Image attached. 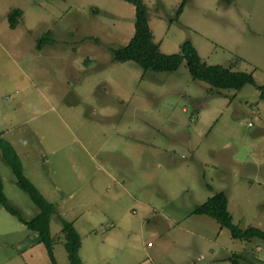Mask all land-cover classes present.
Returning <instances> with one entry per match:
<instances>
[{
	"label": "rangeland",
	"instance_id": "1",
	"mask_svg": "<svg viewBox=\"0 0 264 264\" xmlns=\"http://www.w3.org/2000/svg\"><path fill=\"white\" fill-rule=\"evenodd\" d=\"M143 0L166 53L190 40L209 64L264 84V0ZM18 8L15 27L8 12ZM126 0H0V132L23 171L80 234L82 264H264V240L233 238L195 204L224 190L233 222L264 229V99L114 59L134 33ZM48 35L41 47L37 43ZM3 192L37 205L0 152ZM57 264H70L50 219ZM0 264H54L38 231L0 203ZM232 264V263H231Z\"/></svg>",
	"mask_w": 264,
	"mask_h": 264
},
{
	"label": "trees",
	"instance_id": "2",
	"mask_svg": "<svg viewBox=\"0 0 264 264\" xmlns=\"http://www.w3.org/2000/svg\"><path fill=\"white\" fill-rule=\"evenodd\" d=\"M135 7L134 33L128 42L114 50V59L124 61L132 60L144 69L155 71H172L178 68L185 60L186 65L194 79H200L217 88L240 89L244 84H254L260 91L259 97L264 99V84L255 82L252 72L233 70L230 67L215 63L209 64L204 61L194 44L185 40L180 51L166 53L160 49L159 43L152 39L147 9L143 0H126ZM184 0L180 3L177 12L180 11ZM20 9L15 8L8 12L9 25L13 28L18 22ZM49 39L48 35L40 37L37 46ZM0 152L5 162L11 167L15 183L24 190L37 205L38 212L32 217H26L19 208L9 203L3 192L0 176V203L28 228L36 230L40 234L41 241L45 244L51 260L57 264L53 256V243L55 237L50 232V219L56 215L61 224V231L65 235V248L70 264H82L79 254L81 237L74 224L70 220L62 218L54 202L49 201L31 179L24 173L19 153L11 142L3 137L0 132ZM192 213L207 214L215 218L220 226L229 228L233 238L249 240L257 237L264 240V229L256 226L240 227L233 222L231 212L228 209V199L224 190H217L205 201L195 204ZM237 263L235 258H231Z\"/></svg>",
	"mask_w": 264,
	"mask_h": 264
},
{
	"label": "crops",
	"instance_id": "3",
	"mask_svg": "<svg viewBox=\"0 0 264 264\" xmlns=\"http://www.w3.org/2000/svg\"><path fill=\"white\" fill-rule=\"evenodd\" d=\"M234 257V254H229V255H227V256H225V257H220V259L219 258H216V257H212V258H210L209 259V261H218V260H224V261H226L227 262V264H234L233 262H232V260H231V258H233ZM236 259V258H235Z\"/></svg>",
	"mask_w": 264,
	"mask_h": 264
}]
</instances>
